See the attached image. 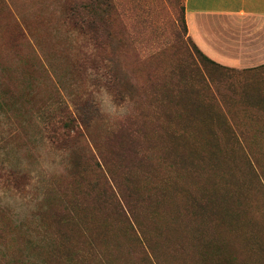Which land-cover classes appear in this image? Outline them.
<instances>
[{
    "label": "rangeland",
    "instance_id": "1",
    "mask_svg": "<svg viewBox=\"0 0 264 264\" xmlns=\"http://www.w3.org/2000/svg\"><path fill=\"white\" fill-rule=\"evenodd\" d=\"M184 1L0 0V264H264V68L202 63Z\"/></svg>",
    "mask_w": 264,
    "mask_h": 264
},
{
    "label": "crops",
    "instance_id": "2",
    "mask_svg": "<svg viewBox=\"0 0 264 264\" xmlns=\"http://www.w3.org/2000/svg\"><path fill=\"white\" fill-rule=\"evenodd\" d=\"M187 37L232 70L264 68V0H185Z\"/></svg>",
    "mask_w": 264,
    "mask_h": 264
},
{
    "label": "trees",
    "instance_id": "3",
    "mask_svg": "<svg viewBox=\"0 0 264 264\" xmlns=\"http://www.w3.org/2000/svg\"><path fill=\"white\" fill-rule=\"evenodd\" d=\"M111 8V0H75L71 7L70 16L74 18V21L83 22V20L91 19L92 23L96 20L98 22L100 19H102V22L106 23L108 19V12ZM183 26L185 29V32L187 34L185 22H184V12H183ZM190 40V39H189ZM192 43V41L190 40ZM104 46L107 47V43L104 42ZM193 49L199 59L202 63H207L213 67H217L224 70H232L225 68L221 65L216 64L215 62L211 61L207 57H205L192 43ZM260 69V68H256ZM252 69V70H256ZM248 71V70H246ZM113 77L110 78V82L113 86L117 87L115 80ZM184 89L180 92V99L179 107L181 108V115L180 118H186V123H202L208 120H212L216 115H214L213 106L215 104L212 102L213 97H209L207 92L211 94V84L206 81L205 77L202 75L201 80L197 78V73H194L192 77L188 80L186 83L184 79ZM199 84H201V90L198 87ZM203 90V91H202ZM206 90V93H205ZM1 94H0V110H2V100H1ZM254 103L256 107H260L264 109V99H261L260 94H258L255 99ZM190 113L189 116H187L185 113ZM163 128V127H162ZM106 194H108V198L111 203H113V200L115 201V197L109 191V189H106ZM121 202L124 204L122 199L120 198ZM115 203V202H114ZM153 205L158 202H152ZM119 211L122 213L126 211L128 212V209L124 206V209L121 205V203H116L115 205ZM125 214V213H124Z\"/></svg>",
    "mask_w": 264,
    "mask_h": 264
}]
</instances>
